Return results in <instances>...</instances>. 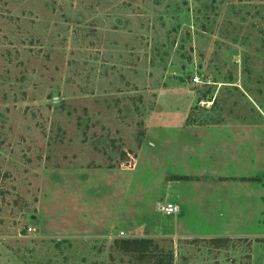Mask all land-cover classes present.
Listing matches in <instances>:
<instances>
[{
    "label": "rangeland",
    "instance_id": "1",
    "mask_svg": "<svg viewBox=\"0 0 264 264\" xmlns=\"http://www.w3.org/2000/svg\"><path fill=\"white\" fill-rule=\"evenodd\" d=\"M259 179L264 0H0V264H264Z\"/></svg>",
    "mask_w": 264,
    "mask_h": 264
},
{
    "label": "built area",
    "instance_id": "2",
    "mask_svg": "<svg viewBox=\"0 0 264 264\" xmlns=\"http://www.w3.org/2000/svg\"><path fill=\"white\" fill-rule=\"evenodd\" d=\"M192 80H193L192 82L195 84L201 83L200 78L198 76H194ZM157 210L163 214L164 213L173 214L177 211V207L176 205H172V204H159L157 206ZM29 230H32V229H29Z\"/></svg>",
    "mask_w": 264,
    "mask_h": 264
},
{
    "label": "crops",
    "instance_id": "3",
    "mask_svg": "<svg viewBox=\"0 0 264 264\" xmlns=\"http://www.w3.org/2000/svg\"><path fill=\"white\" fill-rule=\"evenodd\" d=\"M232 181V179H229V177H223V181L221 180H219V182L222 184V185H229L230 183H231V181ZM232 183H234V182H232ZM235 184V183H234ZM247 185H264V182L262 181V179H259V181L258 182H256V183H248ZM227 224H232L233 225V223L232 222H229L228 220H227ZM224 225V227H223V229L225 230V231H229L230 229H231V227L229 226V225ZM189 236V235H188ZM194 236V235H193ZM189 237H191V236H189Z\"/></svg>",
    "mask_w": 264,
    "mask_h": 264
},
{
    "label": "water",
    "instance_id": "4",
    "mask_svg": "<svg viewBox=\"0 0 264 264\" xmlns=\"http://www.w3.org/2000/svg\"><path fill=\"white\" fill-rule=\"evenodd\" d=\"M34 218V217H33Z\"/></svg>",
    "mask_w": 264,
    "mask_h": 264
}]
</instances>
